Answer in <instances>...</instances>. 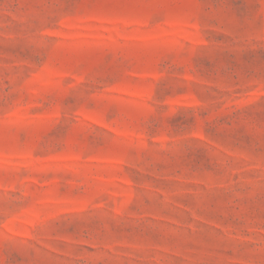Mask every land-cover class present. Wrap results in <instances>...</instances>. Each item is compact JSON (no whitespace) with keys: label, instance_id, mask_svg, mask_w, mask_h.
Returning <instances> with one entry per match:
<instances>
[{"label":"rangeland","instance_id":"obj_1","mask_svg":"<svg viewBox=\"0 0 264 264\" xmlns=\"http://www.w3.org/2000/svg\"><path fill=\"white\" fill-rule=\"evenodd\" d=\"M0 264H264V0H0Z\"/></svg>","mask_w":264,"mask_h":264}]
</instances>
